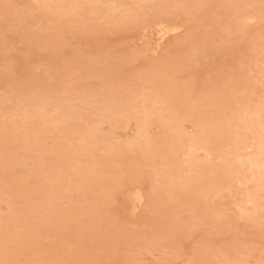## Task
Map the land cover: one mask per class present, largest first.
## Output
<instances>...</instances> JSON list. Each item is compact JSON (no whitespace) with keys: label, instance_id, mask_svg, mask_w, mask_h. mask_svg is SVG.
Listing matches in <instances>:
<instances>
[{"label":"rangeland","instance_id":"1","mask_svg":"<svg viewBox=\"0 0 264 264\" xmlns=\"http://www.w3.org/2000/svg\"><path fill=\"white\" fill-rule=\"evenodd\" d=\"M0 264H264V0H0Z\"/></svg>","mask_w":264,"mask_h":264},{"label":"bare ground","instance_id":"2","mask_svg":"<svg viewBox=\"0 0 264 264\" xmlns=\"http://www.w3.org/2000/svg\"><path fill=\"white\" fill-rule=\"evenodd\" d=\"M172 28V27H171ZM174 28V27H173ZM175 30V29H174ZM168 31V30H167ZM170 32V31H169ZM165 35V34H164ZM162 39V38H161ZM131 129V128H130ZM128 132H129V130H128ZM125 194H126V192H125ZM126 196V195H125ZM248 196V195H247ZM127 198V197H126ZM137 199V198H136ZM143 199V198H142ZM129 201V200H128ZM130 202V201H129ZM131 203V202H130ZM129 203V204H130Z\"/></svg>","mask_w":264,"mask_h":264}]
</instances>
